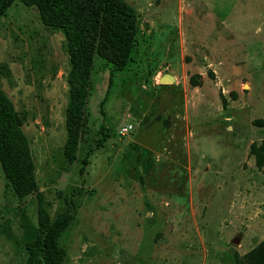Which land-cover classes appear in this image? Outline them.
Returning <instances> with one entry per match:
<instances>
[{"label": "rangeland", "instance_id": "374dc122", "mask_svg": "<svg viewBox=\"0 0 264 264\" xmlns=\"http://www.w3.org/2000/svg\"><path fill=\"white\" fill-rule=\"evenodd\" d=\"M124 2L130 61L109 87L114 64L94 51L72 163L65 32L19 0L0 15V87L45 210L51 222L74 215L61 264H241L264 242V172L250 153L264 140V0ZM165 73L174 81L161 83ZM161 115L157 152L135 136ZM37 230L35 194L18 198L0 165V264H24Z\"/></svg>", "mask_w": 264, "mask_h": 264}, {"label": "trees", "instance_id": "16d2710c", "mask_svg": "<svg viewBox=\"0 0 264 264\" xmlns=\"http://www.w3.org/2000/svg\"><path fill=\"white\" fill-rule=\"evenodd\" d=\"M15 0H0L3 15ZM35 6L44 25L63 29L67 39L70 70L68 74L69 102L66 109L68 136L63 153L69 163L76 160L77 131L85 115L91 85L90 73L94 51L114 64L108 86L116 70L124 69L130 61L134 44L135 12L124 0H19ZM104 100L100 102L102 107ZM102 111V110H101ZM103 112V111H102ZM105 137L98 139L102 147ZM90 152V151H89ZM250 153L255 164L264 172V140L253 145ZM88 162L82 158V166ZM0 165L8 184L18 198L35 194L38 230L26 245L24 264H61L65 249L60 238L73 220L65 212L50 221L45 210L43 193L34 173V161L29 140L22 129V120L12 99L0 87ZM241 264H264V242L245 254Z\"/></svg>", "mask_w": 264, "mask_h": 264}, {"label": "water", "instance_id": "95a60500", "mask_svg": "<svg viewBox=\"0 0 264 264\" xmlns=\"http://www.w3.org/2000/svg\"><path fill=\"white\" fill-rule=\"evenodd\" d=\"M161 83H171L174 81V77L170 74H163L160 77ZM167 125V116L161 115L153 119V121L146 126L145 128L141 129L135 136V141L146 147L152 151H160V143L165 132V128ZM238 239H233V242L236 243Z\"/></svg>", "mask_w": 264, "mask_h": 264}]
</instances>
